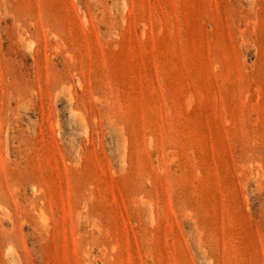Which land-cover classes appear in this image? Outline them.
I'll return each mask as SVG.
<instances>
[{
  "label": "rangeland",
  "instance_id": "374dc122",
  "mask_svg": "<svg viewBox=\"0 0 264 264\" xmlns=\"http://www.w3.org/2000/svg\"><path fill=\"white\" fill-rule=\"evenodd\" d=\"M0 264H264V0H0Z\"/></svg>",
  "mask_w": 264,
  "mask_h": 264
}]
</instances>
